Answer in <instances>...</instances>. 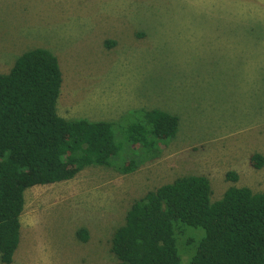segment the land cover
I'll return each mask as SVG.
<instances>
[{
  "label": "rangeland",
  "instance_id": "obj_1",
  "mask_svg": "<svg viewBox=\"0 0 264 264\" xmlns=\"http://www.w3.org/2000/svg\"><path fill=\"white\" fill-rule=\"evenodd\" d=\"M39 46L58 59L60 116L121 122L157 108L178 116V132L133 172L90 165L26 189L10 264H118L113 230L136 199L179 176H207L211 201L229 186L264 191V164L250 162L264 158V0H0V73ZM174 231L190 264L204 230L178 221Z\"/></svg>",
  "mask_w": 264,
  "mask_h": 264
},
{
  "label": "trees",
  "instance_id": "obj_2",
  "mask_svg": "<svg viewBox=\"0 0 264 264\" xmlns=\"http://www.w3.org/2000/svg\"><path fill=\"white\" fill-rule=\"evenodd\" d=\"M61 84L56 55L41 46L0 73V261L5 264L19 245L26 189L72 179L90 165L133 172L178 132V116L157 108L128 110L121 122L63 118L56 109ZM115 124L124 126L131 146L122 150ZM250 162L259 169L264 158L253 153ZM225 177L238 179L235 171ZM210 195L208 177L193 174L147 191L113 230L110 252L118 264H182L174 231L179 221L204 230L190 264H264V191L229 186L218 200ZM77 235L88 238L84 228Z\"/></svg>",
  "mask_w": 264,
  "mask_h": 264
},
{
  "label": "crops",
  "instance_id": "obj_3",
  "mask_svg": "<svg viewBox=\"0 0 264 264\" xmlns=\"http://www.w3.org/2000/svg\"><path fill=\"white\" fill-rule=\"evenodd\" d=\"M60 95H61V87H60V93H59V96H58V98L60 97ZM60 100V99H59ZM58 99H57V102H56V109L58 108ZM57 111H58V109H57ZM63 118H66V112H64V114L63 115H61ZM88 120H90V119H88ZM91 121H96V120H91Z\"/></svg>",
  "mask_w": 264,
  "mask_h": 264
},
{
  "label": "bare ground",
  "instance_id": "obj_4",
  "mask_svg": "<svg viewBox=\"0 0 264 264\" xmlns=\"http://www.w3.org/2000/svg\"><path fill=\"white\" fill-rule=\"evenodd\" d=\"M222 80V79H221Z\"/></svg>",
  "mask_w": 264,
  "mask_h": 264
}]
</instances>
